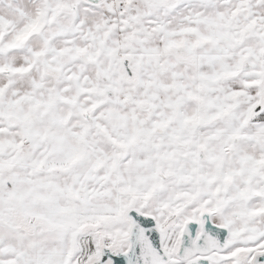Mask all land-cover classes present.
<instances>
[{
	"label": "snow or ice",
	"instance_id": "1",
	"mask_svg": "<svg viewBox=\"0 0 264 264\" xmlns=\"http://www.w3.org/2000/svg\"><path fill=\"white\" fill-rule=\"evenodd\" d=\"M0 264H264V0H0Z\"/></svg>",
	"mask_w": 264,
	"mask_h": 264
}]
</instances>
